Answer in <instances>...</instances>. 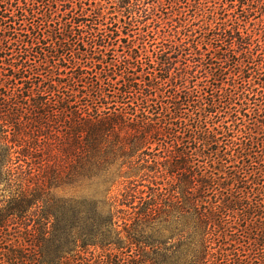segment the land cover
I'll list each match as a JSON object with an SVG mask.
<instances>
[{"label": "trees", "instance_id": "obj_1", "mask_svg": "<svg viewBox=\"0 0 264 264\" xmlns=\"http://www.w3.org/2000/svg\"><path fill=\"white\" fill-rule=\"evenodd\" d=\"M47 2L56 4L58 0H0V263L9 253L2 251L22 247V253L26 239L32 245L29 252L35 264H134L129 254L134 245L151 247L147 237H133L127 232L128 244L124 246L121 232L118 239L111 237V227L117 226L116 214L103 218L97 211L99 203L65 201L56 198L52 190L63 167L68 166L78 175L93 173L89 160L95 156L101 159L103 150L136 158L125 161L122 171L148 169L150 162L155 161L149 158L148 151L165 140H172L174 149L169 173L182 172L200 183L204 194L224 198L228 210L253 212V219L260 224L257 236L264 239V161H257L254 167L250 160L252 145L264 141V132L260 136L245 130V126L238 131V126H223L220 110L225 97L232 101L233 92L224 96L228 89L224 91L212 84L204 86L201 93L196 89L198 85L191 87L193 77L184 76L177 82L181 92L167 91L169 77L155 76L139 58L133 59L136 65L131 67L127 62L109 63L101 57L87 58L94 62L86 66L78 64L77 54H73L75 47L85 44L91 52L105 57L110 44L116 41V33H109L108 24L100 16H88L82 8L70 5L54 11ZM133 9L131 5L127 7L129 14ZM48 31L51 32L46 35ZM212 34V51L197 60L211 70H216L217 65L224 76L229 69L239 75L244 64L249 78L258 74L256 42L247 33L235 27ZM49 42L53 44L51 48L47 47ZM165 64L164 72L170 73V60ZM235 77L232 76L233 83ZM212 79L216 82V74ZM231 88L235 90L234 86ZM242 91L238 93L241 103H236L241 112L234 109V123L237 115L248 117L244 113L250 105H254V119H259L261 110L264 112V101L257 103L254 93L258 92L251 83L244 85ZM185 107L189 108L187 114L183 113ZM65 116L67 133L59 149H54L53 123ZM239 122L245 125L244 121ZM261 145L263 149L264 142ZM43 151L46 157L39 156ZM97 165L101 166L94 164ZM220 165L228 168L225 178L232 181L227 189L218 184L224 178L207 169L209 166L219 170ZM154 171L163 175L159 168ZM158 180L145 173L141 181L123 183L120 197L111 200V208L132 209L142 220L156 217L160 209L170 208L177 200L170 192L167 194ZM249 183L254 192L240 188ZM199 201L197 197L192 199L191 207L201 210L197 214L199 224L190 237L194 243L184 249V257L189 260L184 264H223L221 257L229 255L213 254V231L202 232L199 228L215 226L216 221L225 229L229 215L217 203L200 208ZM90 208L91 213L87 211ZM197 236L198 240L194 239ZM91 247L107 252L114 248L121 254L115 256L116 261L109 254L100 261L79 255L81 249ZM261 247L250 244L253 264H264V243ZM232 257L229 264H240L236 263L240 260L235 254Z\"/></svg>", "mask_w": 264, "mask_h": 264}, {"label": "rangeland", "instance_id": "obj_2", "mask_svg": "<svg viewBox=\"0 0 264 264\" xmlns=\"http://www.w3.org/2000/svg\"><path fill=\"white\" fill-rule=\"evenodd\" d=\"M46 4L54 7V11L58 7L61 8L62 5H70L78 10L82 8L88 16L93 14L100 16L101 20L108 24L111 35L116 33V41L110 44L112 46L109 47V52L105 57L99 52H91L90 47L85 44L75 47L77 51L73 54H77L76 62L78 64L86 66L91 61L94 62V60L88 61L87 58L97 60L101 57L109 63L112 61L127 62L128 66L131 67V64L136 65L133 59L139 58L142 60L144 67L151 68L150 72L155 73V76L159 75L160 78L169 77L171 84L167 91L181 92L180 84H177V82L183 76L193 77L189 83L192 88L195 85L202 87V89L196 87L201 93H203L204 86L216 84V88L219 87L224 91L228 89L224 96H228L230 92H233L231 95L232 101L230 102L225 97L223 108L220 110L223 113L221 115L224 116V121L218 120L223 123V126H238L237 131L244 129L243 126H245V130L252 134L260 136L263 134V110L260 112L259 119H254V105H250L244 113L248 117L244 118V116L237 115V123H234L233 115L234 109L241 112L240 106L236 104L241 103L238 93L239 91L243 93L242 88L247 83H251L254 91L258 92L254 93L257 103L260 104L261 101H264V0H58L57 5L51 2ZM130 5L132 9L134 8L131 14L127 10ZM235 27H240L241 32L247 33L252 41L256 42L254 51L256 50L255 57L259 64L257 65L259 72L254 74L255 77L249 78L246 75L248 72L245 70L246 64H244L243 70L239 71V75L229 69L224 73L226 74L224 76L217 70V65L216 70H211L210 66L205 65L206 63L197 60L200 59V56L205 58L212 51V46L209 45L214 36L212 31L216 30V33H219L224 29L233 30ZM49 32L51 31L46 32V35ZM52 45L49 42L47 47L51 48ZM69 57L74 58L73 55H69ZM169 60L171 66L167 69L171 70L170 73L164 72L166 70L165 63H168ZM212 67L214 68V66ZM213 74H216V82L212 79ZM233 75H236L235 83L232 82ZM140 76L136 77L141 80ZM149 79L152 80V77H149ZM233 86L235 90L231 88ZM187 109L189 108L185 107L183 113L187 114ZM171 111H174V109H171ZM62 119L64 120L61 121L60 118L53 123L54 149H59L60 141L64 140L63 136L68 130V119L66 116ZM239 120L244 121L245 125H242ZM239 123L240 125H238ZM263 142L252 145L254 150L250 160L254 162V167H256L255 163L257 161H264V151L262 152L264 148L262 149L261 145ZM171 145L172 140L154 144L148 151V156L154 159L157 165L154 164L155 161L150 162V166H147L148 169L145 170L139 167L132 170L124 168L122 171L121 167L125 161L129 159L136 160V158L127 157L123 153H112V151H108L107 154L105 153L107 151L103 150L101 159H97L95 156V158L91 157L89 160L91 162L89 166L93 168V173L85 171L78 175L68 166L63 167L61 170L63 174L59 177L60 180L52 190V194L56 198L65 201L74 199L99 203L97 211L103 218L116 214L114 223H117V226L111 227V237L112 239H118L117 234L121 232L124 246L128 244L127 232L133 237L142 235L147 237L150 240L151 247L134 245L129 254L132 257L130 261L134 264H155L156 262L184 264L188 262L189 260L184 257V249L191 242L194 243L193 239L190 240V237H193V228L199 224L197 214L199 215L201 210H194L191 207L192 199L197 197L200 200V208L202 206L214 207L217 203L221 206L222 211L227 213V216L229 215L228 226L223 229L222 225L213 220L215 226L213 224L208 227L201 225V228H199V231L201 229L202 232L211 230V233L213 231V234L216 235L213 238V234H211V243L214 249L211 252L217 256H222L220 254L229 255V258L221 257L223 264H229L234 254L240 260L236 263L253 264L255 261L249 252L251 249L250 244L261 249L264 243L263 237L257 236L260 224H257L256 218L253 219L255 214L253 212L244 214V212L238 213L237 211L228 210L224 205V198L220 197V200L214 198L212 194H204L202 185L192 181L191 178L185 177L184 173L170 174L173 163L171 152L174 151ZM44 154L45 151L41 152L39 156L46 157ZM97 163L101 166H94ZM158 168L163 175L155 173L154 170ZM207 169L209 172L213 171L224 178L218 181L222 189H227L228 185H232L230 184L232 182L231 178H225L227 177L226 171L228 168H224V165H220L219 170L209 169V166H207ZM145 173L160 178L158 181L162 183V187L167 194L169 195L170 192L172 197H177L175 203H171V207L168 209H160L156 217L153 216L147 220L140 219L132 209L126 207L111 208V204H113L111 200L121 195L122 184L127 181H141L142 175ZM251 184L242 185L240 188H243L246 192H254ZM145 185H149V183L145 182ZM190 191L191 194L188 195ZM177 202L179 203L177 204ZM87 211L91 213L92 210L90 208ZM117 211H124L125 214H117ZM194 239L198 240V236ZM13 243L16 246L18 245L15 242ZM22 243L25 247L22 253L20 252L22 247L12 248V251H2L4 253L9 252L8 256L4 258L3 264H35L32 262L29 252L32 246L31 243H27L26 239ZM107 254L116 261L115 256H119L121 252L114 248L107 252L91 247L87 250L81 249L79 253L81 257L94 261H100Z\"/></svg>", "mask_w": 264, "mask_h": 264}]
</instances>
